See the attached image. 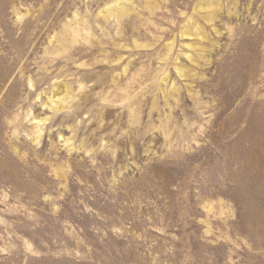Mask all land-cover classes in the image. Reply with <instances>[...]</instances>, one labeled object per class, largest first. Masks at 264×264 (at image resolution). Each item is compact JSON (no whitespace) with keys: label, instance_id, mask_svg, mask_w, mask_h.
<instances>
[{"label":"rangeland","instance_id":"rangeland-1","mask_svg":"<svg viewBox=\"0 0 264 264\" xmlns=\"http://www.w3.org/2000/svg\"><path fill=\"white\" fill-rule=\"evenodd\" d=\"M0 264H264V0H0Z\"/></svg>","mask_w":264,"mask_h":264}]
</instances>
